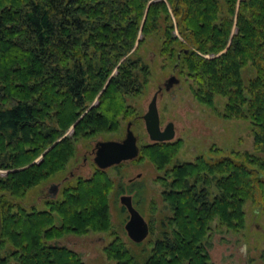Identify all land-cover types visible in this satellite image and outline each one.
Returning <instances> with one entry per match:
<instances>
[{
	"label": "trees",
	"instance_id": "trees-1",
	"mask_svg": "<svg viewBox=\"0 0 264 264\" xmlns=\"http://www.w3.org/2000/svg\"><path fill=\"white\" fill-rule=\"evenodd\" d=\"M161 20L166 62L193 79L201 103L221 96L224 117L248 119L264 149V0H0V264H86L59 238L112 233L106 169L68 182L45 208L20 200L66 169L79 139L116 133L122 119L132 125L127 98L142 93L150 69L131 51ZM138 147L133 160L163 172L170 211L143 264H211L215 221L243 229L249 201L264 216L262 155L212 146L175 162L179 140ZM104 252L108 264H137L118 236Z\"/></svg>",
	"mask_w": 264,
	"mask_h": 264
},
{
	"label": "rangeland",
	"instance_id": "rangeland-1",
	"mask_svg": "<svg viewBox=\"0 0 264 264\" xmlns=\"http://www.w3.org/2000/svg\"><path fill=\"white\" fill-rule=\"evenodd\" d=\"M164 26L161 20L156 33L148 36L139 46L137 41L131 51H135L133 57L141 58L150 69V76L142 93L127 98L128 104L137 110L131 117V129L137 137L138 146L151 142L142 118L149 101L153 94L163 87L164 82L174 75L178 82L169 90L162 88L158 93L157 108L161 127L170 121L173 122L175 136L172 140L181 141L175 162L191 161L200 154L207 155L212 146L221 149L223 153L248 151L264 157V149L257 150L255 147L248 119L224 117L225 99L221 96L215 97L214 107L201 103L192 93V88L195 87L193 79L185 73L180 74L166 62L160 54ZM174 34L179 36L176 30ZM251 74L250 70H245L243 78L247 80ZM128 123V119H122L120 129L116 133L79 139L75 144V155L66 169L47 182L30 189L20 202L27 208L32 206L45 208V201L51 198L49 191L51 185L58 186L56 195L52 194L57 197L61 187L68 182H73L78 176L91 175L96 168L93 161L96 143L102 140L122 139ZM68 134H71L70 129ZM106 170L114 184L109 195L112 233L91 231L82 235L67 234L59 238L58 243L78 252L86 264H108L110 261L104 248L114 236H118L135 254L137 264H143L150 252L151 242L162 230L160 221L170 214L161 197L162 186L159 177L163 172L147 158L128 160ZM0 174H3V171ZM122 194L132 197L135 208L148 224L152 223L154 227V234H148L139 243L132 241L126 233L128 212L120 202ZM244 210L246 220L241 230L228 229L219 225L217 221L213 223L207 240L211 264H264V216L260 206L252 201L246 203Z\"/></svg>",
	"mask_w": 264,
	"mask_h": 264
},
{
	"label": "water",
	"instance_id": "water-1",
	"mask_svg": "<svg viewBox=\"0 0 264 264\" xmlns=\"http://www.w3.org/2000/svg\"><path fill=\"white\" fill-rule=\"evenodd\" d=\"M176 82H178L177 77L172 75L164 82L163 87L165 90H169ZM163 87H160L153 94L148 103L147 110L142 116L146 133L150 141L155 142L170 141L175 136L173 122H168L163 128L160 125L157 97ZM138 153L139 147L137 144V137L131 129V122H129L122 139L102 140L96 143L93 161L98 168L107 169L111 166L136 158ZM57 188L58 186L53 184L50 186L49 191L51 194H55ZM120 202L128 212V219L125 223V230L128 237L137 243L143 241L149 234V224L147 220L135 208L130 195L122 194L120 196Z\"/></svg>",
	"mask_w": 264,
	"mask_h": 264
},
{
	"label": "flooded vegetation",
	"instance_id": "flooded-vegetation-1",
	"mask_svg": "<svg viewBox=\"0 0 264 264\" xmlns=\"http://www.w3.org/2000/svg\"><path fill=\"white\" fill-rule=\"evenodd\" d=\"M95 150V149H94Z\"/></svg>",
	"mask_w": 264,
	"mask_h": 264
}]
</instances>
